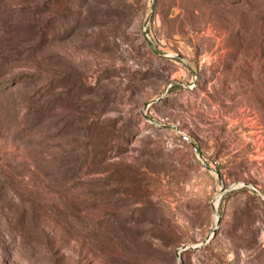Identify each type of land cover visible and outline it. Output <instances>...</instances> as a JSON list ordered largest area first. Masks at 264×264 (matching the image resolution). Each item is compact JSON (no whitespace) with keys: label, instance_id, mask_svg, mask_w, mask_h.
Returning a JSON list of instances; mask_svg holds the SVG:
<instances>
[{"label":"rangeland","instance_id":"374dc122","mask_svg":"<svg viewBox=\"0 0 264 264\" xmlns=\"http://www.w3.org/2000/svg\"><path fill=\"white\" fill-rule=\"evenodd\" d=\"M0 264H264V0H0Z\"/></svg>","mask_w":264,"mask_h":264},{"label":"water","instance_id":"95a60500","mask_svg":"<svg viewBox=\"0 0 264 264\" xmlns=\"http://www.w3.org/2000/svg\"><path fill=\"white\" fill-rule=\"evenodd\" d=\"M253 189L258 192V190L256 188L253 187ZM216 208V207H215ZM199 246H192V245H184L183 247H181L178 252H177V255L178 257L180 258L181 257V253L184 252V251H187L189 249H197Z\"/></svg>","mask_w":264,"mask_h":264},{"label":"trees","instance_id":"16d2710c","mask_svg":"<svg viewBox=\"0 0 264 264\" xmlns=\"http://www.w3.org/2000/svg\"><path fill=\"white\" fill-rule=\"evenodd\" d=\"M188 251V250H187ZM185 252V251H184Z\"/></svg>","mask_w":264,"mask_h":264}]
</instances>
